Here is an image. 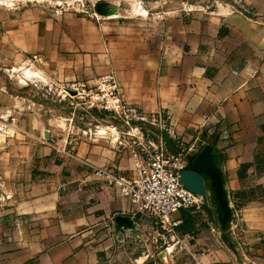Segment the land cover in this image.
<instances>
[{
    "label": "rangeland",
    "instance_id": "obj_1",
    "mask_svg": "<svg viewBox=\"0 0 264 264\" xmlns=\"http://www.w3.org/2000/svg\"><path fill=\"white\" fill-rule=\"evenodd\" d=\"M251 8L247 0H0L1 264H15V255L18 261L26 256L30 264H63L73 255L47 252L71 241L58 238L57 232L64 225L73 230L76 219L82 220L84 234L74 238V246L90 248L99 264H191L188 251L164 254L148 220L128 202L129 209L113 206V199H126L95 173L105 169L115 176L129 175L131 150L140 146L115 129L111 116L69 89L78 82L93 86L85 80L66 81L75 71L70 62L78 59L86 65L88 56L109 55L112 37L119 48L131 46L125 53L135 57L138 38L143 45L165 18L222 10L244 15ZM38 40L39 47L32 49ZM94 64L100 71L105 68L102 61ZM127 148L130 152L124 155ZM204 194L212 204L185 211L187 227L209 223L213 236L206 239L214 246L241 243L222 236V227L230 229L231 224L221 221L233 212L229 203L221 205L224 196ZM225 199L229 201L227 194ZM26 227L29 237L21 231ZM44 234L49 238H41ZM242 253L234 256L237 264L246 262ZM195 254L211 257L203 249Z\"/></svg>",
    "mask_w": 264,
    "mask_h": 264
},
{
    "label": "crops",
    "instance_id": "obj_2",
    "mask_svg": "<svg viewBox=\"0 0 264 264\" xmlns=\"http://www.w3.org/2000/svg\"><path fill=\"white\" fill-rule=\"evenodd\" d=\"M247 1L253 8L244 15L222 10L163 19L143 45L138 38L135 57L125 53L131 46L119 48L118 40L112 37L109 55L88 56V65L74 59L70 62L75 70L72 76L55 78L59 82L78 79L94 83L93 79L112 69L124 101L148 119L161 114L175 136L173 140L157 126L146 125L142 135L133 133L137 139H127L146 144L162 136L179 157V171L193 173L201 180L183 173L185 186L228 195L233 208L231 227H222L221 232L223 237L242 241L233 248L207 242V235L213 236L209 223L190 228L185 211L172 216L179 222L175 232L187 250L195 254L203 249L211 256L199 258L202 264H237L234 256L238 250L247 255L244 264H264V68H258L264 62V0ZM38 45L39 40L32 49ZM97 61L105 64L104 70L97 69ZM115 129L128 133V128L118 123ZM146 131L152 136L146 137ZM92 140L89 136L88 141ZM92 148L95 151L96 147ZM102 151L111 157V151ZM112 203L118 210L129 209L120 197ZM80 221L76 219L77 226L71 231L62 226L57 237L71 241L47 255L72 254L63 264H99L90 248L74 246V238L84 234ZM69 222L72 224V219ZM21 231L29 237L27 227ZM12 257L15 264H30L26 256L20 261L16 255Z\"/></svg>",
    "mask_w": 264,
    "mask_h": 264
},
{
    "label": "built area",
    "instance_id": "obj_3",
    "mask_svg": "<svg viewBox=\"0 0 264 264\" xmlns=\"http://www.w3.org/2000/svg\"><path fill=\"white\" fill-rule=\"evenodd\" d=\"M93 82L92 87L85 82L73 83L69 89L88 99L91 106L111 116L116 123L128 128L126 134L129 138H136L134 132L142 135L146 125H149L157 126L175 139L161 114L148 119L134 105L124 101L113 73L100 76ZM139 146V151L131 150L133 167L129 175L115 176L105 169L97 170L95 175L113 184L132 209L150 221L153 237L164 254L188 251L175 232L179 222L173 220L172 216L180 211L198 210L203 204L182 186L179 157L167 153L162 136H159L157 143H139ZM188 253L192 264H202L196 254Z\"/></svg>",
    "mask_w": 264,
    "mask_h": 264
},
{
    "label": "water",
    "instance_id": "obj_4",
    "mask_svg": "<svg viewBox=\"0 0 264 264\" xmlns=\"http://www.w3.org/2000/svg\"><path fill=\"white\" fill-rule=\"evenodd\" d=\"M183 173H187L188 175L195 176V177H197L200 180L199 176H197V175H195L193 173L187 172V171H183V172L180 173V182H181L182 186L186 190H188L189 192H191L193 195H195V193L191 189H189L187 186H185V184L183 183V178H182V174ZM200 182H201V180H200ZM201 186H202V184H201ZM202 189H203V187H202ZM212 193H215V192H212ZM218 193H220V194H222L224 196V202H225V204L223 203L221 205H223V206L225 205L227 207L229 201H227V199H225L226 193L216 192L215 194H218ZM196 196H198V195H196ZM198 197H200V201H202L203 206L207 207V201H206L207 199H206V196L204 194V189H203L201 195H199ZM217 202H220V201H217ZM229 215L230 216L224 217L225 220H222L223 222H226V223H223L224 225H226V224L229 225V223H230V218H231V215H232V211L231 210L229 211Z\"/></svg>",
    "mask_w": 264,
    "mask_h": 264
},
{
    "label": "bare ground",
    "instance_id": "obj_5",
    "mask_svg": "<svg viewBox=\"0 0 264 264\" xmlns=\"http://www.w3.org/2000/svg\"><path fill=\"white\" fill-rule=\"evenodd\" d=\"M189 189H191L195 194H197L198 192V190H197V188H195V187H193V186H189L188 187Z\"/></svg>",
    "mask_w": 264,
    "mask_h": 264
}]
</instances>
